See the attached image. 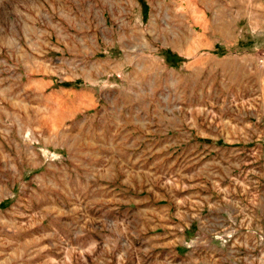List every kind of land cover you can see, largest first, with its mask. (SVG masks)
I'll return each mask as SVG.
<instances>
[{"label":"rangeland","instance_id":"rangeland-1","mask_svg":"<svg viewBox=\"0 0 264 264\" xmlns=\"http://www.w3.org/2000/svg\"><path fill=\"white\" fill-rule=\"evenodd\" d=\"M0 264H264V0H0Z\"/></svg>","mask_w":264,"mask_h":264}]
</instances>
